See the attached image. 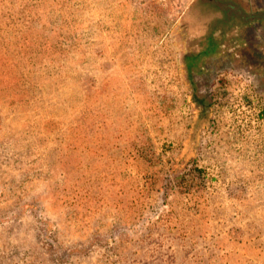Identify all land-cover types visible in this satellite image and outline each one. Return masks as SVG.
<instances>
[{
  "label": "rangeland",
  "instance_id": "rangeland-1",
  "mask_svg": "<svg viewBox=\"0 0 264 264\" xmlns=\"http://www.w3.org/2000/svg\"><path fill=\"white\" fill-rule=\"evenodd\" d=\"M0 264H264V0H0Z\"/></svg>",
  "mask_w": 264,
  "mask_h": 264
},
{
  "label": "flooded vegetation",
  "instance_id": "flooded-vegetation-1",
  "mask_svg": "<svg viewBox=\"0 0 264 264\" xmlns=\"http://www.w3.org/2000/svg\"><path fill=\"white\" fill-rule=\"evenodd\" d=\"M195 11L196 10L191 11V14H193V16L192 20H190V23L194 22V19L196 17ZM213 14L215 13L211 14L212 20L210 23H212V25L210 26L208 34L213 39L219 37V43L224 46L237 44L238 47H240L244 45L243 29L246 28V26H244V21H241L236 15L228 16L226 14L224 15L223 12H221V15ZM216 29H219L220 31L216 32Z\"/></svg>",
  "mask_w": 264,
  "mask_h": 264
},
{
  "label": "built area",
  "instance_id": "built-area-1",
  "mask_svg": "<svg viewBox=\"0 0 264 264\" xmlns=\"http://www.w3.org/2000/svg\"><path fill=\"white\" fill-rule=\"evenodd\" d=\"M242 96V95H241ZM241 100H243V104H242V106L241 107H243V105L247 102V105H246V107H247V110L246 111H251V109L253 108V109H255V100H250V101H245L244 100V97L242 98H240ZM244 101H245V103H244Z\"/></svg>",
  "mask_w": 264,
  "mask_h": 264
},
{
  "label": "trees",
  "instance_id": "trees-1",
  "mask_svg": "<svg viewBox=\"0 0 264 264\" xmlns=\"http://www.w3.org/2000/svg\"><path fill=\"white\" fill-rule=\"evenodd\" d=\"M257 120V119H256Z\"/></svg>",
  "mask_w": 264,
  "mask_h": 264
}]
</instances>
